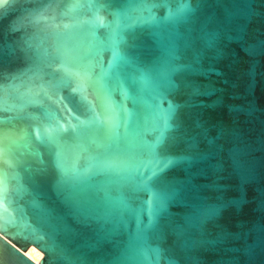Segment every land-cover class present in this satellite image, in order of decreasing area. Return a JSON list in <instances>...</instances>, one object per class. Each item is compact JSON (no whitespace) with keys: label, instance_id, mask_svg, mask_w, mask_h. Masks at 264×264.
<instances>
[{"label":"water","instance_id":"1","mask_svg":"<svg viewBox=\"0 0 264 264\" xmlns=\"http://www.w3.org/2000/svg\"><path fill=\"white\" fill-rule=\"evenodd\" d=\"M0 86V264H264V0H0Z\"/></svg>","mask_w":264,"mask_h":264},{"label":"snow or ice","instance_id":"2","mask_svg":"<svg viewBox=\"0 0 264 264\" xmlns=\"http://www.w3.org/2000/svg\"><path fill=\"white\" fill-rule=\"evenodd\" d=\"M75 2V0H74ZM97 2H99V0H97ZM137 2H142V0H137ZM99 23H103V21H98ZM84 71H87V69L85 68ZM3 107H4V103H3V88L2 86H0V111H3ZM76 119H79L78 117H76ZM165 141V138L162 136L160 141L158 143H163ZM152 155L154 159H159V153L156 152L155 150L152 151ZM159 170V167L158 169Z\"/></svg>","mask_w":264,"mask_h":264},{"label":"bare ground","instance_id":"3","mask_svg":"<svg viewBox=\"0 0 264 264\" xmlns=\"http://www.w3.org/2000/svg\"><path fill=\"white\" fill-rule=\"evenodd\" d=\"M24 254L29 257L31 260L34 262L38 263L39 260L42 258V253L36 249L33 245H31L25 252Z\"/></svg>","mask_w":264,"mask_h":264},{"label":"rangeland","instance_id":"4","mask_svg":"<svg viewBox=\"0 0 264 264\" xmlns=\"http://www.w3.org/2000/svg\"><path fill=\"white\" fill-rule=\"evenodd\" d=\"M42 255V254H41Z\"/></svg>","mask_w":264,"mask_h":264}]
</instances>
